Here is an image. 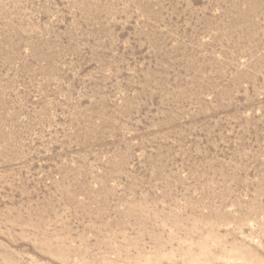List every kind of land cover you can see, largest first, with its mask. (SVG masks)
<instances>
[{"label": "rangeland", "instance_id": "rangeland-1", "mask_svg": "<svg viewBox=\"0 0 264 264\" xmlns=\"http://www.w3.org/2000/svg\"><path fill=\"white\" fill-rule=\"evenodd\" d=\"M0 264H264V0H0Z\"/></svg>", "mask_w": 264, "mask_h": 264}]
</instances>
